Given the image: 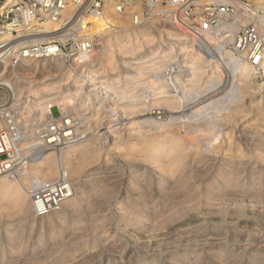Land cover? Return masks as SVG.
Returning <instances> with one entry per match:
<instances>
[{
	"label": "bare ground",
	"instance_id": "1",
	"mask_svg": "<svg viewBox=\"0 0 264 264\" xmlns=\"http://www.w3.org/2000/svg\"><path fill=\"white\" fill-rule=\"evenodd\" d=\"M74 8L70 3L61 17L42 25L46 31L58 30L73 17ZM169 11L163 4L147 7L142 0L128 3L123 11L107 5L99 13L85 15L77 25L82 37L92 40L93 47L71 56L73 70L66 65L64 56H46L24 61L0 79V85L10 92L8 97L0 90V122L9 129L19 126L28 133L19 146L33 139L40 123L54 117V105L62 114L55 120L57 123L66 124L65 118L70 117L68 123H74V131L84 134L73 136L70 146L60 152L37 157L21 179L0 177V218L3 213L17 215L20 228L26 224L34 227L40 220L39 234H44L47 228L53 244L48 252L39 255L44 261L63 260L66 252L73 251L67 248V241L55 242L58 227L69 229L70 219L75 226L76 219L88 214V235H99V222L102 224L105 216L104 200L111 198L118 187L117 180L105 174L112 161L103 157V165L99 163L102 146L108 139L111 149L114 146L122 150L133 161L122 199L124 205L118 206L126 225L136 226L150 217V211L157 212L156 197L174 200L172 210L180 215L183 209L198 208L202 198L208 204L213 199V264H264V224H253L246 232V226L239 230L222 227L226 221L238 220L237 214L256 215L254 207L264 203V101L252 99L249 104L259 127L251 130L238 122L246 116L247 98L256 93L255 77L262 78L258 88L264 89V60L254 66L227 47L248 17L237 15L228 33L208 34L210 55L206 56L183 30L174 25L161 29L157 19ZM154 30L160 35L155 36ZM162 30L174 44L167 41L168 46L161 48L166 41ZM176 51H180L182 59L175 58ZM86 88L91 93L89 99L98 104L111 100L104 112H96L97 119L104 114L107 124L94 127L91 132L92 124L88 125L84 113ZM14 144L17 145L16 141ZM103 170L105 175H97ZM61 172L73 182L70 198L60 210L35 217L31 188L35 183L56 180ZM248 187L251 189L245 190ZM246 202H250V207ZM3 224L8 238L5 247L10 249L20 240L22 232L11 229L8 220ZM70 235L74 243L85 241L84 237L90 240L85 234ZM133 238L135 245L141 244L136 234ZM190 252L198 264L200 252L197 249ZM189 255V251L182 253L183 258L177 264H187ZM112 258L105 264L134 262ZM136 259V264H147L146 258L139 254ZM4 261L0 264H6ZM89 263L97 264L94 260L82 264Z\"/></svg>",
	"mask_w": 264,
	"mask_h": 264
},
{
	"label": "built area",
	"instance_id": "2",
	"mask_svg": "<svg viewBox=\"0 0 264 264\" xmlns=\"http://www.w3.org/2000/svg\"><path fill=\"white\" fill-rule=\"evenodd\" d=\"M135 1L138 0H0V79L31 58L61 55L66 63L71 64L72 55L85 53L93 47L92 40L88 36L82 37L77 26L85 15L99 13L107 5L123 11L125 5ZM142 1L147 7L156 4L168 6L170 11L166 16L191 36L194 45L207 51H210L208 34L228 33L235 24L234 18L238 14L246 15L248 22L227 47L254 66H259L264 60V0ZM70 3L75 5L73 17L64 21L58 30L46 31L42 24L61 17ZM80 28L83 30L82 26ZM3 87L0 85V90ZM61 117L59 109V116L40 123L33 139L20 146L28 133L19 126L9 129L0 122V177L10 175L21 179L37 157L60 152L70 146L73 136H84L74 131V123V127L68 123L70 117L65 118L66 124L55 121ZM72 190L73 182L64 172L56 180L35 183L30 191L35 217H45L60 210Z\"/></svg>",
	"mask_w": 264,
	"mask_h": 264
},
{
	"label": "rangeland",
	"instance_id": "3",
	"mask_svg": "<svg viewBox=\"0 0 264 264\" xmlns=\"http://www.w3.org/2000/svg\"><path fill=\"white\" fill-rule=\"evenodd\" d=\"M238 16L243 17V15L241 14H238ZM148 17L149 16L146 14L145 18H148ZM171 20L170 18H166L164 14L163 15L160 14V16L157 19V22H158V25L161 26V29H164V28L169 29L172 25L178 28V26L175 23H173L174 21H171ZM139 22H141V19L139 20ZM154 34L155 36L160 35L159 31L157 30L156 31L154 30ZM161 35L163 36L164 40H166L164 41L163 44H161V48L168 46L167 41H168V44H174V42L171 41L173 39H169V40L167 39L168 36L166 35L165 30L161 31ZM203 50L205 51L206 56L210 55V53L206 49L203 48ZM175 53H176L175 54L176 59H182V57L180 56V51H176ZM72 64L73 62L71 64L69 62L66 63V65L68 67H71L73 70ZM74 70H75V67H74ZM59 72L60 71H57V73L55 72V74H58ZM261 79L262 78L260 77L254 78L253 85L255 87L254 89H256L254 90L256 91V93L254 94V97L247 98L246 103L248 105V110L246 112V116L238 120L240 125L247 126L251 128V130H253L252 128L259 127V124H260V122L256 120L257 118L256 113L249 106V104H250V100L252 99H256V102L264 101L263 100L264 99V91H263L264 89L258 88V84L261 83L260 82ZM1 90L3 91V93L6 94V96L9 97L10 92L8 89L4 88ZM90 95L91 93L89 94V89L86 88L84 97L87 100V104L85 105L84 113L87 115L86 121H89L88 125L92 124L90 126V129H91L90 132H91L95 129L94 127H101L107 124V118L103 117L104 114H101L102 115L101 118L97 119L96 112H98V110L100 113L104 112L106 110V106L108 107L110 106L109 104L111 103V100L106 101L103 104H98L96 103L94 99L92 100L89 99L91 98ZM6 106L8 107L9 105H6ZM54 106L55 107L52 108V114L54 117H57L59 116V109H58L59 107L57 105H54ZM100 106L102 107L101 109H99ZM88 125L87 127L89 128ZM92 126H93V129L91 128ZM101 130L104 131L103 128H101ZM108 142H109L108 139L107 141L105 140V144L103 145L104 147L102 146V151L100 152L102 157L100 158L99 163L100 165H103L102 161H104L106 158H109L112 161V162H109V159H108V162L111 164L113 168L112 167L109 168V171L107 170L105 174L106 175L108 174L111 177L113 176L114 179L117 180L118 189L116 188L115 189L116 191L114 190L115 195L113 194L112 196L113 198L112 197L109 199L106 198L104 200L107 202L99 201V203H102V202L106 203L104 206V208L106 209V211L104 209V213H105V216L103 218L104 221H102V224L101 222H99V224L101 225V228L98 231L99 235L97 237H93L91 234L88 235V231H89L88 227H90L89 226L90 221H89V218H87V216L89 217L88 214L83 215L85 216V218L81 216L82 220H80L81 219L80 218L79 219L80 221L76 219V222L77 221L78 222L75 223V226L72 223V220L70 219L68 224H70L69 227L71 228V230H69L70 228L69 229L65 228L66 226L64 228L61 227L63 225L59 226L58 233L55 236V242L59 244L61 243V240L64 241V243L65 241H67L66 243L67 248L73 251L71 253L66 252L63 260L52 258V259H46V261H44L45 259L43 260V258L40 257L41 254H43L44 252H48L53 245L51 244L52 241L50 240L48 236L47 228L44 229L45 231L44 234H39L40 223H41L40 220L37 221L34 227H31L29 224H26L20 228V225H19L20 223H19V219L17 215H14V214L7 215V213H3V216L0 218V249L2 248V250L0 251V261H4L5 259L4 262H6V264H27V262L28 264H31V263L32 264H82L83 261L85 262L88 260L90 261L94 260L97 262V264H105L107 261H109L108 259H111L113 257L112 259L123 260L124 262L125 261L127 262L129 261V259H132V261H134L132 262V264H136L137 254H139L141 255V258H146L147 264H177L179 263L178 261L180 260V258H183L181 254L189 251L190 255L188 256V258H186L185 262L187 264H196L197 260H195V255L191 254L190 251L192 249H197L200 252V256L198 257V264H213V242H212L213 241V199L210 202L211 204H208L207 200L205 198H202L200 200L201 202L199 201L198 208L183 209L182 214L180 215V214H175L172 210L171 202H173L174 200L171 199L168 201L167 200L164 201V199L156 197L155 200H157L158 202L157 203L158 208H156L158 210L157 212L155 209H153L155 211H150L151 212L150 217L145 219L144 222L136 226L126 225L120 213L121 209H119L118 206L122 205L123 203L122 199L124 195H126L125 186H126V182L128 181L127 178L129 175V170L133 165V161H131V159L126 158L122 154L123 153L122 150L117 149L114 146H112V149H111V144H109ZM103 157H104V160L102 159ZM103 173H104V170L103 172H100L97 175L103 176L105 175ZM118 175L120 177H118ZM249 189L251 188L250 187L245 188V190H249ZM117 202L120 204L117 205L116 204ZM249 203L250 202H246L247 206L250 205ZM163 204H168V205H163ZM263 204L264 203L259 202L254 207V214L256 215L252 216L250 214L251 212H249L248 216H240L237 214L238 220L236 219L234 220L233 218V222L226 221V223L222 225L223 229L229 228L232 230L233 229L239 230L243 226H246L244 228V232H246L247 230H250L251 225L253 224H257L259 226L263 225L264 224L262 223L264 222V217H263L264 216V213H263L264 205ZM259 205L261 207H259ZM117 207H118V210H117ZM255 209L256 210L258 209V210L256 211ZM260 209H262V211H259ZM165 210L166 211L170 210V212L167 213ZM261 212L263 213V215H261L262 214ZM7 220L10 222V226L12 227L11 229H15V230L21 229L20 231L22 232L20 236V240H19L21 242L18 241L19 243L17 242L15 246L11 247L10 249L8 247L7 248L5 247V244L8 238L6 237V234H5L6 233L4 230L5 224H3V221H7ZM70 233H73V235L85 234L88 237L87 239H90V240H86V238L84 237L83 239H85L86 242L83 241L84 242L83 243L81 241L82 243L81 242L79 243V241H76L74 243L70 240L71 238ZM130 234H133V235H130ZM134 234H136V236L139 237L141 244L138 243L135 245L133 243L132 239H134L133 238ZM145 236H147V238ZM93 238H95L94 241L96 242L92 241ZM142 244H145L148 246L144 247ZM140 245H142L143 247H141ZM141 248H144L145 252ZM138 250L140 253L137 252ZM4 252L6 253L2 255ZM38 257H39V260L37 259ZM30 258L32 261H29ZM53 259L55 260L53 261ZM34 261L37 263H35Z\"/></svg>",
	"mask_w": 264,
	"mask_h": 264
}]
</instances>
